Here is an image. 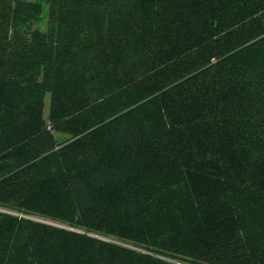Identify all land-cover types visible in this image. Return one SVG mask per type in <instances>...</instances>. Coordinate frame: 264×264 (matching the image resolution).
<instances>
[{
	"label": "trees",
	"instance_id": "16d2710c",
	"mask_svg": "<svg viewBox=\"0 0 264 264\" xmlns=\"http://www.w3.org/2000/svg\"><path fill=\"white\" fill-rule=\"evenodd\" d=\"M0 264H264V0H0Z\"/></svg>",
	"mask_w": 264,
	"mask_h": 264
},
{
	"label": "rangeland",
	"instance_id": "374dc122",
	"mask_svg": "<svg viewBox=\"0 0 264 264\" xmlns=\"http://www.w3.org/2000/svg\"><path fill=\"white\" fill-rule=\"evenodd\" d=\"M50 94H47L46 97H45V110H44V113H45V116L48 117V114H49V110H50ZM63 139V136H61L60 134L58 135V140H62ZM12 212V211H11ZM31 218H34V219H37V220H42V221H45V222H51L53 224H56V225H60L59 223L57 222H52V221H49V220H45L43 218H38V217H33V216H30ZM177 263H181L180 261H175Z\"/></svg>",
	"mask_w": 264,
	"mask_h": 264
}]
</instances>
